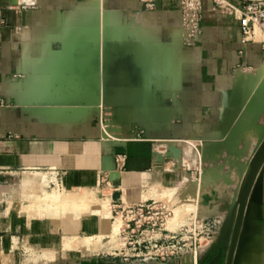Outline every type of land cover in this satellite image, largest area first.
<instances>
[{
	"label": "crops",
	"instance_id": "1",
	"mask_svg": "<svg viewBox=\"0 0 264 264\" xmlns=\"http://www.w3.org/2000/svg\"><path fill=\"white\" fill-rule=\"evenodd\" d=\"M176 5L177 0H0V254L9 257L16 241L36 250L61 246V226L37 213L31 217L25 205L18 208L19 177L59 174L65 192L75 193L95 188L107 159L124 154L127 168L121 182L113 181L114 191L152 200L161 183L172 185L177 174L192 179L220 144L230 142L234 150L236 129L245 134L252 125L249 142L264 137V69L251 71L263 60L258 32L243 42L239 21L214 0H203L201 34L188 46ZM238 87L243 106L224 107L223 92ZM100 111L106 118L121 111L129 128L142 126L151 140L180 142L181 170L156 168L152 143L103 138ZM228 153L222 148L220 155L230 158ZM247 168L234 196H225L227 216L203 215L207 230L198 264L225 263L228 212L233 207L236 218ZM256 175L234 264H264V162ZM201 191V202L208 200ZM106 222L84 217L79 229L101 234ZM68 260L54 264H102Z\"/></svg>",
	"mask_w": 264,
	"mask_h": 264
},
{
	"label": "rangeland",
	"instance_id": "2",
	"mask_svg": "<svg viewBox=\"0 0 264 264\" xmlns=\"http://www.w3.org/2000/svg\"><path fill=\"white\" fill-rule=\"evenodd\" d=\"M261 68L264 69V59L251 71ZM100 126L104 132V126ZM244 129L247 131L246 127ZM235 131V149L232 154L228 153L231 155L230 158L221 156V153L219 156L213 154L212 159L203 158L200 170H197L198 173L190 180H184L183 176L174 173L177 177L172 180V185L168 186L166 180L165 183H161L160 189L154 191L158 194L154 197L155 208L150 210V213L145 211L143 216L129 212V206H135L139 201L144 202L149 198L148 194L143 195L141 199H134L135 196L131 195L130 190L114 191L113 184L106 186L100 183V178L95 188L66 193L59 174L38 173L44 176L41 181L33 178L35 173L19 177V182L23 183L21 186L23 194L18 208L25 205V212L31 217L37 213L38 216L47 218L49 222L61 226L59 233L62 243L60 242L61 246L56 250H36L33 244L16 241L15 250H10L9 257H6L7 252L0 254V264H54L55 260L57 263L58 260L64 262L75 258H92L102 264H198L199 249L196 254L183 259L180 252L185 249V244L194 241V237L197 246L204 241V238L199 241V237L203 236L199 234V218H203L207 212L217 211H220L223 217L227 216L229 205L225 196L233 197L235 187L261 138L259 135L255 142H249L247 132L244 134L241 129ZM180 144L165 141L155 144L154 149L150 146L154 153L156 168L173 170L172 173L174 169L175 172L180 171L182 168ZM166 158L172 164L165 166ZM125 169L119 171L120 178L115 181L121 182ZM200 189L201 193L207 192L208 200L204 199L201 202V195L200 197L197 195ZM191 194H193L191 198H188ZM71 196L73 199L78 197L71 201ZM80 198L83 201L78 200ZM207 201L212 203L210 207L205 206L208 204ZM166 209L170 212L163 215L155 214L156 210L164 212ZM93 215L103 217L107 221L106 231L96 235L83 234L79 229L81 218ZM161 219L164 222H161ZM187 229L195 233L193 235L192 232L187 233L188 237H193L192 239L177 237L179 242L174 243L175 248H165L167 235Z\"/></svg>",
	"mask_w": 264,
	"mask_h": 264
},
{
	"label": "built area",
	"instance_id": "3",
	"mask_svg": "<svg viewBox=\"0 0 264 264\" xmlns=\"http://www.w3.org/2000/svg\"><path fill=\"white\" fill-rule=\"evenodd\" d=\"M215 4L225 11L227 14H230L234 18H236L241 27V31L243 34V42H247L249 39L254 38L256 32L259 31L261 38V50L264 59V0H238V4L232 3L230 0H214ZM180 14H181V23H180V31L183 37V41L188 46H193L197 42L200 34H201V20L203 15V0H177V5ZM103 109V108H102ZM105 119H107L103 112L100 111L99 117L97 119V123L103 125ZM110 119V118H109ZM110 139L118 142H150L152 143V149H154L155 144L159 142H165L163 140H151L148 138L146 130L139 125H132L130 128L127 127L122 133L121 139H115L113 134L109 135ZM126 155L118 154L115 157L116 163V171H122L125 169L126 165ZM106 184V186H112L113 181L109 179V173L103 171L100 175V183ZM104 187H102L103 189ZM103 195V193H101ZM156 201L145 200L144 202H138L135 206H129L131 213H136L138 215L143 216L145 211L150 213V210L154 209V204ZM155 214H164L170 212L169 209H166L164 212L161 210H156ZM201 219V220H200ZM164 222L163 219L160 220ZM203 218H199V234L204 235V231L207 230V226H205L202 222ZM155 227V225H152ZM154 231V228H152ZM195 234L193 231L187 229L180 233L169 234L166 236L168 240L167 246L165 248H175L174 243H178L180 239H192L193 237L187 236V233ZM182 236V237H181ZM203 236L199 237L202 239ZM157 246V244L155 245ZM185 249L180 252L182 255L181 259L190 256L191 254H196V251L199 249L200 245L197 246L196 237H194V241H191L188 244H185ZM163 247V246H162ZM159 251V250H158ZM179 253V251H178ZM176 262V261H175Z\"/></svg>",
	"mask_w": 264,
	"mask_h": 264
},
{
	"label": "water",
	"instance_id": "4",
	"mask_svg": "<svg viewBox=\"0 0 264 264\" xmlns=\"http://www.w3.org/2000/svg\"><path fill=\"white\" fill-rule=\"evenodd\" d=\"M160 2H156V5H159ZM245 51V48L243 49ZM223 106L224 107H236L240 108L243 106V90L242 88L238 87L235 89L226 90L223 92ZM103 105V104H102ZM103 110L106 108L105 105L102 106ZM110 118V119H109ZM105 119L103 126H104V132L102 131L101 136L105 139H109L111 134L115 135L113 136L115 139H121L122 133L124 130L128 127V124L130 123L129 120H126L122 118L121 111H117L116 113H112V116ZM264 130V128H263ZM263 132V131H262ZM116 142H118L116 140ZM122 143V142H119ZM124 143V142H123ZM130 143V142H129ZM225 148L227 151L232 154L233 149L231 148L230 142H225L224 144H220L218 148L214 151L215 156L219 155L221 153V149ZM205 155V154H204ZM253 161L250 165V169L248 172V176L246 178V181L244 183L243 191H242V197L240 198V206L238 209V213L235 219L234 218V210L233 207L230 208L228 212V227L226 229V237L227 240H229L228 247H227V256L224 264H234L236 262L237 258V249H238V241H239V235L241 230V225L244 219V212H245V199L247 197V193L250 189L251 183L253 181V178L259 172L260 166L264 162V137L260 138L258 146L254 153ZM153 163L154 162V153L152 154ZM167 160V158L165 159ZM107 161L110 162V164L104 168L106 172L109 173V179L111 181H115L120 178V173L116 171V163L115 159H107ZM129 163H131L129 161ZM137 169L138 166H135ZM257 176V175H256ZM234 196V195H233Z\"/></svg>",
	"mask_w": 264,
	"mask_h": 264
},
{
	"label": "bare ground",
	"instance_id": "5",
	"mask_svg": "<svg viewBox=\"0 0 264 264\" xmlns=\"http://www.w3.org/2000/svg\"><path fill=\"white\" fill-rule=\"evenodd\" d=\"M257 32L259 33V31H257ZM259 35H260V33H259ZM260 38H261V35H260ZM261 87H263V84H262ZM261 89H262V88H261ZM251 118H252V117H251ZM253 119H254V118H253ZM253 119H252V120H253ZM252 123H253V122H252ZM250 124H251V123H250ZM248 125H249V124H248ZM253 125H254V124H253ZM252 127H253V126L250 125V128H248L247 131L250 132L249 129L251 130ZM254 127H255V126H254ZM251 131H252V130H251ZM248 132H247V134H249ZM251 134H252V132H251ZM246 136H250V134H249V135H246ZM248 138H249V137H248ZM246 140H247V139H246ZM246 144H247V143H246ZM253 158H254V156L252 157V159H251V161H250V163H249V166H248L247 171H246V173H245V177H244L243 183H242V185H241V187H240V189H239V191H238V194H237L238 209H239V206H240V198L242 197L241 195H242V191H243L244 183H245L246 178H247V176H248V172H249V169H250V165H251V163H252V161H253ZM258 171H259V170H258ZM36 175H37V174H36ZM36 175L33 176V178H34L36 181H41V179H43V177H44V176L39 175V174H38L37 176H36ZM254 179H255V177L253 178V180H254ZM252 183H253V181H252ZM252 183H251V185H252ZM250 188H251V186H250ZM249 190H250V189H249ZM248 193H249V191H248ZM248 193H247V196H248ZM192 195H193V194H192ZM192 195H191V196H192ZM58 196H59V195H58ZM71 197H72V196H71ZM77 197H78V196H77ZM77 197H76V198H77ZM79 197H80V196H79ZM197 197H198V196H197ZM56 198H57V197H56ZM58 198H60V196H59ZM76 198L74 197V199H76ZM81 198H82V197H81ZM81 198L78 199V200L81 201V200H82ZM83 198H84V197H83ZM60 199H61V198H60ZM74 199H73V197H72V200H71V201H73ZM57 200H58V199H57ZM78 200H77V201H78ZM246 200H247V197H246V199H245V203H246ZM62 201H63V200H62ZM68 201H69V200H68ZM77 201H76V202H77ZM82 201H83V200H82ZM66 202H67V201H66ZM68 203H69V202H68ZM70 203H71V202H70ZM56 204H57V203H56ZM66 204H67V203H66ZM82 204H83V203H82ZM88 206H89V205H88ZM83 208H86V207H83ZM237 213H238V210H237Z\"/></svg>",
	"mask_w": 264,
	"mask_h": 264
}]
</instances>
